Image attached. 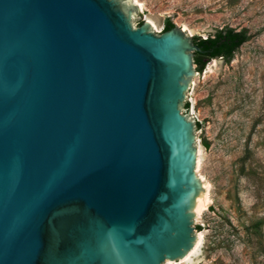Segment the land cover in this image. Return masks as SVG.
Wrapping results in <instances>:
<instances>
[{"label":"water","instance_id":"1","mask_svg":"<svg viewBox=\"0 0 264 264\" xmlns=\"http://www.w3.org/2000/svg\"><path fill=\"white\" fill-rule=\"evenodd\" d=\"M126 0H0V264H165L206 190L199 47Z\"/></svg>","mask_w":264,"mask_h":264},{"label":"rangeland","instance_id":"2","mask_svg":"<svg viewBox=\"0 0 264 264\" xmlns=\"http://www.w3.org/2000/svg\"><path fill=\"white\" fill-rule=\"evenodd\" d=\"M126 1L133 24L150 20L155 32L169 19L201 37L224 25L251 33L231 60H210L186 92L209 204L194 217L201 238L191 255L165 264H264V0Z\"/></svg>","mask_w":264,"mask_h":264},{"label":"trees","instance_id":"3","mask_svg":"<svg viewBox=\"0 0 264 264\" xmlns=\"http://www.w3.org/2000/svg\"><path fill=\"white\" fill-rule=\"evenodd\" d=\"M173 25L171 20L166 19L163 30L169 29ZM250 37L251 33L246 28L236 29L228 25L217 27L204 37L193 35V41L199 47V50L194 51L193 56L196 70L202 72L207 63L214 58H223L225 61L231 60L234 53ZM184 106L188 109V101L185 102ZM199 127L200 124L197 121L196 128ZM202 144L207 146L205 139H202ZM196 228L200 229V226L196 225Z\"/></svg>","mask_w":264,"mask_h":264},{"label":"bare ground","instance_id":"4","mask_svg":"<svg viewBox=\"0 0 264 264\" xmlns=\"http://www.w3.org/2000/svg\"><path fill=\"white\" fill-rule=\"evenodd\" d=\"M150 21V20H149ZM151 22V21H150ZM198 152V151H197ZM197 156H198V153H197ZM198 163V157H197V162L196 164ZM205 187H206V190L203 194V197L198 200L197 202V207H196V212L199 213L202 209H204L209 201V198H208V190H207V184H205ZM209 204V203H208ZM198 234V238H197V241H196V244L194 245V247L181 259H184L186 257H188V255H191L190 253L195 249L196 245L199 243L200 241V238H201V233H197ZM170 262V260H167Z\"/></svg>","mask_w":264,"mask_h":264}]
</instances>
